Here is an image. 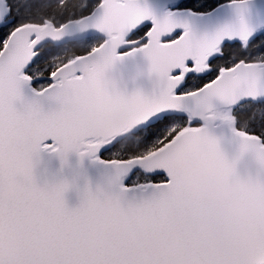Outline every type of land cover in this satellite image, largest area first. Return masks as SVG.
<instances>
[{
	"label": "snow or ice",
	"instance_id": "snow-or-ice-1",
	"mask_svg": "<svg viewBox=\"0 0 264 264\" xmlns=\"http://www.w3.org/2000/svg\"><path fill=\"white\" fill-rule=\"evenodd\" d=\"M0 264H264V0H0Z\"/></svg>",
	"mask_w": 264,
	"mask_h": 264
},
{
	"label": "water",
	"instance_id": "water-1",
	"mask_svg": "<svg viewBox=\"0 0 264 264\" xmlns=\"http://www.w3.org/2000/svg\"><path fill=\"white\" fill-rule=\"evenodd\" d=\"M45 159L47 160L48 158L46 157ZM52 166H55V161L52 162ZM85 167L87 168L90 175H92L93 177L96 175V169L94 167L88 165L87 163L85 164ZM67 198L70 204L75 203V198L72 193L67 194Z\"/></svg>",
	"mask_w": 264,
	"mask_h": 264
}]
</instances>
